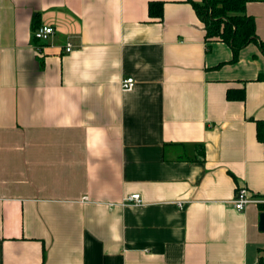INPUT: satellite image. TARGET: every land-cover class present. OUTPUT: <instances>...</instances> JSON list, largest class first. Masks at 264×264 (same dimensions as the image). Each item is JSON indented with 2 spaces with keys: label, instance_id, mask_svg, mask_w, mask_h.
<instances>
[{
  "label": "crops",
  "instance_id": "1",
  "mask_svg": "<svg viewBox=\"0 0 264 264\" xmlns=\"http://www.w3.org/2000/svg\"><path fill=\"white\" fill-rule=\"evenodd\" d=\"M231 59L190 0H0V264H258L264 57Z\"/></svg>",
  "mask_w": 264,
  "mask_h": 264
},
{
  "label": "trees",
  "instance_id": "2",
  "mask_svg": "<svg viewBox=\"0 0 264 264\" xmlns=\"http://www.w3.org/2000/svg\"><path fill=\"white\" fill-rule=\"evenodd\" d=\"M249 1L261 0H201V3L190 0L195 14L204 25L206 42L228 45L232 52L231 63H235L240 51L250 44H256L264 57V42L258 40L254 19L245 12ZM161 8L162 3H149V16L158 15L161 18ZM155 9L158 14L154 13ZM257 80L264 83V73ZM240 92L243 94V91ZM257 139L264 151V122L261 121L257 122ZM258 264H264V256L259 258Z\"/></svg>",
  "mask_w": 264,
  "mask_h": 264
},
{
  "label": "built area",
  "instance_id": "3",
  "mask_svg": "<svg viewBox=\"0 0 264 264\" xmlns=\"http://www.w3.org/2000/svg\"><path fill=\"white\" fill-rule=\"evenodd\" d=\"M54 34V29L51 26H39L34 31L35 39L39 41H47L52 35ZM71 44H67L65 47V51L68 53L71 51ZM135 86V81L132 78H126L121 82V89L122 91L129 92L133 90ZM87 197H83L81 201H87ZM126 203H134V204H141L140 196L138 194L131 195L126 197ZM262 200H255L249 198L247 195V190L245 188H240L236 191L235 199L232 202L234 209L238 212L244 210L245 206L248 204H259L263 203Z\"/></svg>",
  "mask_w": 264,
  "mask_h": 264
},
{
  "label": "water",
  "instance_id": "4",
  "mask_svg": "<svg viewBox=\"0 0 264 264\" xmlns=\"http://www.w3.org/2000/svg\"><path fill=\"white\" fill-rule=\"evenodd\" d=\"M258 230L264 233V212L259 215Z\"/></svg>",
  "mask_w": 264,
  "mask_h": 264
}]
</instances>
